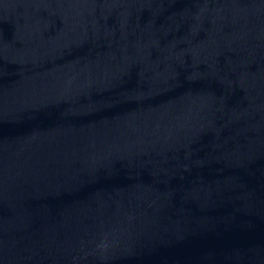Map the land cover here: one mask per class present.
Segmentation results:
<instances>
[{
    "label": "water",
    "instance_id": "95a60500",
    "mask_svg": "<svg viewBox=\"0 0 264 264\" xmlns=\"http://www.w3.org/2000/svg\"><path fill=\"white\" fill-rule=\"evenodd\" d=\"M0 264H264V0H0Z\"/></svg>",
    "mask_w": 264,
    "mask_h": 264
}]
</instances>
